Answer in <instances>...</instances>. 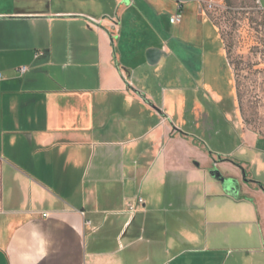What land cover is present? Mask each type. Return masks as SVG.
<instances>
[{
    "label": "crops",
    "instance_id": "1",
    "mask_svg": "<svg viewBox=\"0 0 264 264\" xmlns=\"http://www.w3.org/2000/svg\"><path fill=\"white\" fill-rule=\"evenodd\" d=\"M19 1L0 0V264H264V133L139 78L143 55L184 70L171 46L115 54L145 0Z\"/></svg>",
    "mask_w": 264,
    "mask_h": 264
},
{
    "label": "rangeland",
    "instance_id": "2",
    "mask_svg": "<svg viewBox=\"0 0 264 264\" xmlns=\"http://www.w3.org/2000/svg\"><path fill=\"white\" fill-rule=\"evenodd\" d=\"M199 1L145 0L144 20L136 19L133 26L122 28L124 40L114 46L115 54H126L134 61L133 55L146 45L171 46L184 59L185 69L171 70L168 63L155 76L148 71L143 55L139 78L147 75L152 77L150 84L162 86L169 81L173 98L180 96L189 105L199 104L208 115L215 106L239 134L245 129L260 136L264 133V0H259L261 9L256 0H201L200 6ZM176 15L180 21L171 24L169 19ZM87 52L93 55L95 48ZM93 77L94 71L89 82H94ZM194 109L190 107L188 114H194Z\"/></svg>",
    "mask_w": 264,
    "mask_h": 264
},
{
    "label": "water",
    "instance_id": "3",
    "mask_svg": "<svg viewBox=\"0 0 264 264\" xmlns=\"http://www.w3.org/2000/svg\"><path fill=\"white\" fill-rule=\"evenodd\" d=\"M91 24L95 25V26H98V24L94 23V22H90ZM106 33L108 34L109 38H110V42H111V45L113 46L112 44V37L110 36V34L106 31ZM160 56V52L159 51H156V50H149L147 52V60L149 63H154L158 57ZM115 67L116 69L118 70L117 68V64L115 63ZM119 72V70H118ZM127 85V84H126ZM128 86V85H127ZM129 87V86H128ZM138 96H140L138 93H136ZM141 97V96H140ZM142 98V97H141ZM144 100V98H143ZM208 175L213 179L215 180L216 182H218L222 188L224 190H228V186H229V183L230 181L225 179L222 174L215 168V167H212L210 168V170L208 171Z\"/></svg>",
    "mask_w": 264,
    "mask_h": 264
},
{
    "label": "built area",
    "instance_id": "4",
    "mask_svg": "<svg viewBox=\"0 0 264 264\" xmlns=\"http://www.w3.org/2000/svg\"><path fill=\"white\" fill-rule=\"evenodd\" d=\"M178 9H180V5L178 6ZM179 21H180V16L179 15H176V16L171 17L169 19V22L171 24H176ZM16 72H17V74L19 76H23L24 74H26L28 72V67L27 66H21V67L17 68ZM136 203H137V205H140V206L143 205V201L141 199H137ZM129 211H131V212L134 211V207L133 206H129Z\"/></svg>",
    "mask_w": 264,
    "mask_h": 264
},
{
    "label": "flooded vegetation",
    "instance_id": "5",
    "mask_svg": "<svg viewBox=\"0 0 264 264\" xmlns=\"http://www.w3.org/2000/svg\"><path fill=\"white\" fill-rule=\"evenodd\" d=\"M213 107H214V108H213L211 114L213 115V114L219 113V111L217 110V108H215V106H213ZM225 179H227V180H229V181H232V179H228V178H225ZM231 183H232V182H231ZM229 186H230V183H229Z\"/></svg>",
    "mask_w": 264,
    "mask_h": 264
},
{
    "label": "trees",
    "instance_id": "6",
    "mask_svg": "<svg viewBox=\"0 0 264 264\" xmlns=\"http://www.w3.org/2000/svg\"><path fill=\"white\" fill-rule=\"evenodd\" d=\"M222 39V38H221ZM224 52H225V50H224ZM227 58V57H226ZM230 65V64H229ZM235 81V80H234ZM235 85H236V82H235Z\"/></svg>",
    "mask_w": 264,
    "mask_h": 264
}]
</instances>
